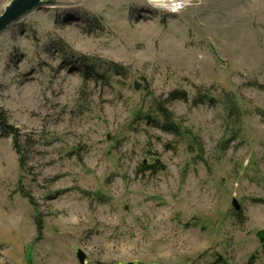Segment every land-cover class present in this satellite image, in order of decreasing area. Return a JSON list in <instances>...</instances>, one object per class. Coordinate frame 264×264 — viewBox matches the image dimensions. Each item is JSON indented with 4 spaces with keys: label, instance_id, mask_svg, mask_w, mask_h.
I'll return each instance as SVG.
<instances>
[{
    "label": "rangeland",
    "instance_id": "obj_1",
    "mask_svg": "<svg viewBox=\"0 0 264 264\" xmlns=\"http://www.w3.org/2000/svg\"><path fill=\"white\" fill-rule=\"evenodd\" d=\"M145 8L42 0L0 33V264H264V0ZM175 90L177 135L147 119Z\"/></svg>",
    "mask_w": 264,
    "mask_h": 264
},
{
    "label": "trees",
    "instance_id": "obj_2",
    "mask_svg": "<svg viewBox=\"0 0 264 264\" xmlns=\"http://www.w3.org/2000/svg\"><path fill=\"white\" fill-rule=\"evenodd\" d=\"M90 69L86 68L85 72L86 75L89 74ZM187 100V94L185 91H171L168 95V98L166 99L165 102H160L158 100L153 99V105L155 107V111L159 113V115L162 118V121H156L152 120L151 117H147L150 121L155 122L156 126H158L159 129L162 131L177 135L178 134V128L177 124L174 121L173 115L171 114L170 111H168L165 108V104L168 101L172 100ZM192 103L197 106L200 104H222L227 112V117L228 119L232 120L234 123H238L239 118H240V111L237 105V101L232 93H224V95L220 99H214L209 95V92L207 91H201L199 88H196V93L192 98ZM262 117L264 118V113H261ZM18 130L13 128L12 126L8 125L7 123V118L4 112L0 111V136L4 138H9L11 137L13 139V148L16 152H19V143H18ZM23 161L19 160V166L22 168ZM25 197L29 198L28 195L24 194ZM37 228L38 231L41 230V224L37 222ZM220 260L217 259L214 263L212 264H219Z\"/></svg>",
    "mask_w": 264,
    "mask_h": 264
},
{
    "label": "water",
    "instance_id": "obj_3",
    "mask_svg": "<svg viewBox=\"0 0 264 264\" xmlns=\"http://www.w3.org/2000/svg\"><path fill=\"white\" fill-rule=\"evenodd\" d=\"M41 3L42 0H12L0 15V33L26 13L40 8ZM231 206L235 211H239L241 208L237 200L234 198L231 199ZM257 237L260 242H264V231H259ZM76 258L79 264L85 263V254L81 250H77ZM125 264H138V262L134 261Z\"/></svg>",
    "mask_w": 264,
    "mask_h": 264
},
{
    "label": "built area",
    "instance_id": "obj_4",
    "mask_svg": "<svg viewBox=\"0 0 264 264\" xmlns=\"http://www.w3.org/2000/svg\"><path fill=\"white\" fill-rule=\"evenodd\" d=\"M147 12L177 15L188 7L197 5L199 0H144Z\"/></svg>",
    "mask_w": 264,
    "mask_h": 264
}]
</instances>
